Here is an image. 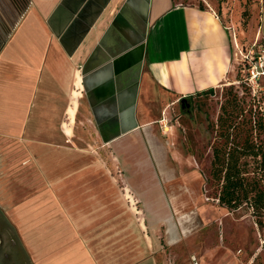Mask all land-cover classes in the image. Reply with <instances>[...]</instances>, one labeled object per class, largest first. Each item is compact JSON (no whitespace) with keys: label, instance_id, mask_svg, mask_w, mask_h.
Listing matches in <instances>:
<instances>
[{"label":"crops","instance_id":"1","mask_svg":"<svg viewBox=\"0 0 264 264\" xmlns=\"http://www.w3.org/2000/svg\"><path fill=\"white\" fill-rule=\"evenodd\" d=\"M234 58L217 13L181 0H0V215L26 264H173L159 236L194 250L185 264H250L218 225L193 241L224 215L157 125L221 87Z\"/></svg>","mask_w":264,"mask_h":264},{"label":"rangeland","instance_id":"2","mask_svg":"<svg viewBox=\"0 0 264 264\" xmlns=\"http://www.w3.org/2000/svg\"><path fill=\"white\" fill-rule=\"evenodd\" d=\"M181 2L184 5H201L215 11L229 28L235 49L231 77L221 87L212 94L181 100L167 113L162 114L157 124L160 135L171 143V147L179 155V160L186 165L191 164L187 172L195 170L199 173L200 188L196 187V191L201 194L202 201L211 206L213 211L224 215L219 219V224L209 226L193 241L196 245L208 241L212 235L209 229L213 227V231H216L218 225L217 240L227 245L234 258L243 259L244 263L249 261L250 264H264V210L254 213L247 204L238 210L221 207L217 202L219 187L212 177L213 146L219 142L221 117L226 118L228 127L233 124L237 126L235 130L241 135L242 141L246 135H251L252 127L255 143L261 145L264 152V39L259 38L260 26L264 35V0ZM88 140L92 144L88 149L96 152V143L92 141V137L89 136ZM102 157L107 166L106 176L112 180L116 178L121 186H125L124 171L109 154L108 149ZM246 161L251 172L249 175L253 177L252 172L258 170L261 158L255 160L250 157ZM124 186L121 187L123 195L126 193ZM125 204L129 207V213L134 211L132 203L126 200ZM137 205L135 203L134 206ZM124 210L125 206V219ZM156 239L155 256L159 259L164 256L173 264H185L194 254L192 249H169L163 236ZM160 242L163 248L159 246Z\"/></svg>","mask_w":264,"mask_h":264},{"label":"trees","instance_id":"3","mask_svg":"<svg viewBox=\"0 0 264 264\" xmlns=\"http://www.w3.org/2000/svg\"><path fill=\"white\" fill-rule=\"evenodd\" d=\"M19 1L21 11L28 8V0ZM199 7L204 9L201 5ZM213 92L210 90L200 95ZM236 128L235 124L228 127L226 118H220L219 142L213 146L212 161V177L219 187L217 202L229 210H238L247 204L254 213H260L264 210V152L261 145L255 143L252 127L251 135H246L243 141ZM250 157L255 160L261 158L258 170L252 172L253 177L249 175L251 172L246 161Z\"/></svg>","mask_w":264,"mask_h":264},{"label":"flooded vegetation","instance_id":"4","mask_svg":"<svg viewBox=\"0 0 264 264\" xmlns=\"http://www.w3.org/2000/svg\"><path fill=\"white\" fill-rule=\"evenodd\" d=\"M7 226L0 215V264H26L22 251L10 239Z\"/></svg>","mask_w":264,"mask_h":264},{"label":"bare ground","instance_id":"5","mask_svg":"<svg viewBox=\"0 0 264 264\" xmlns=\"http://www.w3.org/2000/svg\"><path fill=\"white\" fill-rule=\"evenodd\" d=\"M80 86H81V85H80ZM80 86H79V87H80ZM75 96L77 97V94H75ZM74 103H75V102H74ZM70 116H71L72 118L74 117V110H72V109L70 110ZM72 122H73V121H72Z\"/></svg>","mask_w":264,"mask_h":264}]
</instances>
